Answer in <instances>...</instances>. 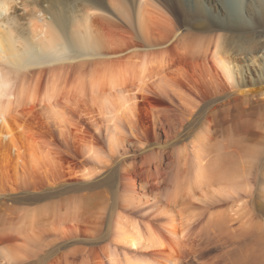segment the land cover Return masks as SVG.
Wrapping results in <instances>:
<instances>
[{
	"label": "bare ground",
	"instance_id": "bare-ground-1",
	"mask_svg": "<svg viewBox=\"0 0 264 264\" xmlns=\"http://www.w3.org/2000/svg\"><path fill=\"white\" fill-rule=\"evenodd\" d=\"M82 1L80 7H70L69 12L55 15L50 12L46 0H0L1 193L8 187L13 191V184L19 179L23 182L34 180L41 173L50 180L56 179L61 170L50 154L54 142L51 125L61 128L62 135L65 130L69 132V126L82 134L73 122V115L79 112L85 115L86 110L98 108L103 121L108 124V149L114 152L120 148L124 143L122 136L126 137L123 129L128 128L132 135L138 132L134 91L144 94L150 89L172 90L180 94L183 82H192L194 90L227 87L245 104L254 98H264V35L258 30L264 24V0H248L250 5L245 11L244 0H230L231 6L227 0H188L196 10L200 1L203 7L216 13L219 20L212 22L208 15L202 14V19L193 22L195 28L211 32L238 31L240 34L249 29L255 35L248 44L241 39L231 43L217 40L211 47L212 65L193 63L190 68L183 63L174 65L168 49L158 46L175 38L176 32L188 23L178 20L172 24L165 17L168 11H178L175 6L179 5V13L186 9L190 11L183 6V0L182 3L181 0ZM93 17L100 22H95ZM113 17L128 25L133 34L132 26H135L145 48L120 52L122 47L128 49L131 44L121 41L122 38L118 39L100 25L103 23L110 28ZM136 51L140 52L127 57L129 52ZM96 59L105 62L103 74L78 75L71 79L68 66ZM257 90L261 92L253 94ZM254 127V124L248 126L240 143L255 142ZM206 145L200 138L196 141L193 165L198 181L203 167L200 153ZM76 149L88 157L102 154L95 141L83 135ZM261 158L259 150L251 146L241 147L233 158L220 153V164L216 169L225 168V176L205 192L200 206L181 201L176 193L161 192L160 196L170 204L166 205L143 189L138 194V188L131 184L123 187L120 200L124 206L137 208L142 215L152 211L162 221H142L134 217L132 211L118 212L114 207L107 237L114 245L124 248L108 247L104 249L103 257L92 259V264H184L182 259L188 254V248L196 245L195 226L202 216L207 217V227L225 231L227 219L216 214V200L230 205L231 211L236 207L239 211L241 199L251 195L253 186L264 192V163L258 164ZM87 171L82 173L88 174ZM260 174L262 176L258 178ZM144 204L147 205L143 207ZM52 232L51 229H39L23 239L29 244H40ZM54 233L66 232L54 230ZM143 250L152 253L144 255ZM140 251L142 253L138 254ZM24 256H31V252L14 248V245L0 249V257L10 264ZM89 262L86 258L74 264Z\"/></svg>",
	"mask_w": 264,
	"mask_h": 264
},
{
	"label": "rangeland",
	"instance_id": "rangeland-1",
	"mask_svg": "<svg viewBox=\"0 0 264 264\" xmlns=\"http://www.w3.org/2000/svg\"><path fill=\"white\" fill-rule=\"evenodd\" d=\"M46 2L55 15L60 12L65 14L70 7L76 9L83 3L82 0ZM227 3L233 5L230 0ZM249 5V1L244 0L243 11ZM183 6L190 11L186 9L179 13V5L175 6L178 11H168L165 17L172 24L178 20L188 23L176 32L175 38L158 45L168 49L174 65L183 63L186 68L193 63L212 65L211 47L217 40L231 43L241 39L248 44L255 37L249 29L242 34L238 31L197 29L193 22L202 19V14L208 15L212 22H219L216 13L203 7L200 1L197 10L188 0H183ZM93 20L100 22L97 17ZM100 25L118 39L122 38L121 41L131 44L128 49L122 47L118 51L127 53L133 48H145L135 26H132L133 34L128 25L114 17L110 28L103 23ZM258 30L264 35V24ZM139 52H129L127 57ZM104 70L105 62L98 59L84 64L73 63L67 68L71 79L78 75L97 76ZM193 86L192 82H183L180 94L172 90L150 89L144 94L134 91L138 132L132 135L128 128L123 129L126 134V137L122 136L124 143L114 152L107 147L108 124L96 107L86 110L87 115L80 112L73 115V122L82 134L69 126V132L65 130V135H62L61 128L51 125V140L54 142L50 154L61 170L60 174L54 180L43 173L35 176L34 180L23 182L19 179L21 185L18 182L13 184V191L8 187L0 192V249L14 245V248L31 252V256H24L11 264H74L86 258L92 264L94 257H103L104 249L124 248L112 244L107 237V226L114 207L118 212L123 209L132 211L131 214L142 221H162L151 209H146L151 211L150 214L142 215L139 209H128L121 203V189L130 184L138 188V194L143 189L166 205L170 204L160 196L161 192H173L185 203L201 205L200 199L204 198L205 192L225 176V168L216 169L220 164V153L233 158L241 147H255L262 154L258 164H263L264 98H254L245 104L227 87L194 90ZM80 107L83 108L81 103ZM251 124L255 125V142L240 143V137ZM82 135L95 141L102 153L100 157H88L76 149ZM199 138L208 144L200 153L203 165L200 181L195 178L193 165ZM186 158L189 159L187 163ZM83 170H88V174L84 175ZM261 176L257 175L258 178ZM32 182L37 186L34 187ZM250 193V196L241 199L239 211L236 210L238 207L231 211L230 205L221 200L215 201L216 214L227 219L226 229L222 232L207 227V217L202 216L195 226L196 245L188 248V254L182 259L184 264H264V192L253 186ZM39 229H51L53 232L46 235L40 244L24 242V236ZM54 230L66 233L57 235ZM150 253L151 250H143L144 255ZM0 264L10 263L0 257Z\"/></svg>",
	"mask_w": 264,
	"mask_h": 264
}]
</instances>
